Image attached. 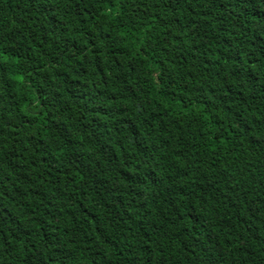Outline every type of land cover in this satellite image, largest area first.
<instances>
[{
    "label": "trees",
    "instance_id": "16d2710c",
    "mask_svg": "<svg viewBox=\"0 0 264 264\" xmlns=\"http://www.w3.org/2000/svg\"><path fill=\"white\" fill-rule=\"evenodd\" d=\"M0 264H264V0H0Z\"/></svg>",
    "mask_w": 264,
    "mask_h": 264
}]
</instances>
